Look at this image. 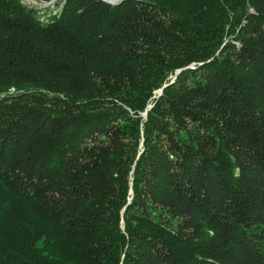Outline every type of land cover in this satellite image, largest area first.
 I'll list each match as a JSON object with an SVG mask.
<instances>
[{"label": "trees", "instance_id": "1", "mask_svg": "<svg viewBox=\"0 0 264 264\" xmlns=\"http://www.w3.org/2000/svg\"><path fill=\"white\" fill-rule=\"evenodd\" d=\"M114 1L0 0V264H264V0Z\"/></svg>", "mask_w": 264, "mask_h": 264}, {"label": "rangeland", "instance_id": "2", "mask_svg": "<svg viewBox=\"0 0 264 264\" xmlns=\"http://www.w3.org/2000/svg\"><path fill=\"white\" fill-rule=\"evenodd\" d=\"M66 1L67 0H48V1H45V0H21V3L26 7H29L31 9L36 10L38 12L37 15L40 16L42 18V20H47V19H49V17L55 16V15L61 13L64 6H65ZM103 1H105V0H103ZM106 1L114 3V4L117 3L114 0H106ZM61 8H62V10H61ZM12 90L13 89H11V91Z\"/></svg>", "mask_w": 264, "mask_h": 264}, {"label": "water", "instance_id": "3", "mask_svg": "<svg viewBox=\"0 0 264 264\" xmlns=\"http://www.w3.org/2000/svg\"><path fill=\"white\" fill-rule=\"evenodd\" d=\"M106 1V0H105ZM162 94V90L159 92V96ZM144 116H147V113L144 114Z\"/></svg>", "mask_w": 264, "mask_h": 264}, {"label": "bare ground", "instance_id": "4", "mask_svg": "<svg viewBox=\"0 0 264 264\" xmlns=\"http://www.w3.org/2000/svg\"><path fill=\"white\" fill-rule=\"evenodd\" d=\"M53 2V1H52ZM64 2V1H63ZM39 3V2H38ZM50 4V3H49ZM38 5V4H37ZM62 6V5H61ZM61 10H62V8H61ZM55 13V12H54ZM43 14V13H42ZM52 15V14H51ZM46 17V16H45Z\"/></svg>", "mask_w": 264, "mask_h": 264}]
</instances>
